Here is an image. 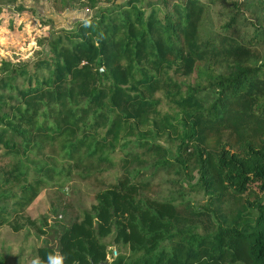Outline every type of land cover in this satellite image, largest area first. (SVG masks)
Wrapping results in <instances>:
<instances>
[{"label":"trees","instance_id":"16d2710c","mask_svg":"<svg viewBox=\"0 0 264 264\" xmlns=\"http://www.w3.org/2000/svg\"><path fill=\"white\" fill-rule=\"evenodd\" d=\"M86 1L31 60L0 61V228L34 224L41 190L77 178L94 202L39 223L32 262L264 264V0H229L207 36L217 0ZM166 173L204 202L159 195Z\"/></svg>","mask_w":264,"mask_h":264},{"label":"rangeland","instance_id":"374dc122","mask_svg":"<svg viewBox=\"0 0 264 264\" xmlns=\"http://www.w3.org/2000/svg\"><path fill=\"white\" fill-rule=\"evenodd\" d=\"M229 2L217 0L206 11L200 26L203 36L226 30L225 22L234 14ZM86 4V0H80L73 8L58 9L54 0H3L0 2V61L31 60L40 48V38L48 35L50 26L69 28L75 20L89 17L95 12ZM237 20L236 26L243 36L253 33V27L243 19L242 14H238ZM162 107L167 109L164 101ZM104 175L110 177L113 174ZM176 177L173 173H166L155 179L154 182L162 181L156 187L157 193L175 202L189 201L196 206L204 202L202 194L190 193L188 189L175 184ZM95 190V182L78 181L77 178L67 181L62 188L53 186L41 190L24 212L34 224L26 222L18 231L8 226L0 228V261L5 264H32V246L40 243V239L48 238H38L36 226L46 220L48 224L60 225L74 217L79 209L90 208ZM55 209L58 211L55 212ZM19 223L23 224L24 220L21 219Z\"/></svg>","mask_w":264,"mask_h":264},{"label":"clouds","instance_id":"9594fccd","mask_svg":"<svg viewBox=\"0 0 264 264\" xmlns=\"http://www.w3.org/2000/svg\"><path fill=\"white\" fill-rule=\"evenodd\" d=\"M32 264H40L39 259L34 260ZM48 264H64V257L58 253L55 256L49 255Z\"/></svg>","mask_w":264,"mask_h":264},{"label":"water","instance_id":"95a60500","mask_svg":"<svg viewBox=\"0 0 264 264\" xmlns=\"http://www.w3.org/2000/svg\"><path fill=\"white\" fill-rule=\"evenodd\" d=\"M111 257V255H108V259ZM108 259L106 260V261H102V262H99V263H97V264H105L107 261H108ZM74 264H78V263H74ZM90 264H95V263H93V262H91Z\"/></svg>","mask_w":264,"mask_h":264},{"label":"built area","instance_id":"2783aa9c","mask_svg":"<svg viewBox=\"0 0 264 264\" xmlns=\"http://www.w3.org/2000/svg\"><path fill=\"white\" fill-rule=\"evenodd\" d=\"M114 254H115V251H114Z\"/></svg>","mask_w":264,"mask_h":264}]
</instances>
